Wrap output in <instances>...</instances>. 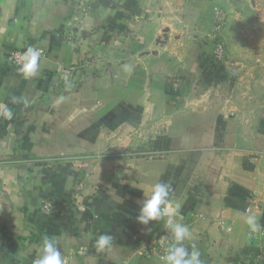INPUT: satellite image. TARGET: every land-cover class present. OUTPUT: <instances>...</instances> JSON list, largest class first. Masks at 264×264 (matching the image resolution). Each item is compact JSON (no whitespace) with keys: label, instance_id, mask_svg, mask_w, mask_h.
I'll list each match as a JSON object with an SVG mask.
<instances>
[{"label":"crops","instance_id":"0c3cea01","mask_svg":"<svg viewBox=\"0 0 264 264\" xmlns=\"http://www.w3.org/2000/svg\"><path fill=\"white\" fill-rule=\"evenodd\" d=\"M233 1L0 0V264H33L46 235L67 264H164L138 254L165 228L136 220L159 181L203 264H264L244 223L264 227V105L236 107L208 41ZM28 46L26 80L7 55Z\"/></svg>","mask_w":264,"mask_h":264},{"label":"rangeland","instance_id":"374dc122","mask_svg":"<svg viewBox=\"0 0 264 264\" xmlns=\"http://www.w3.org/2000/svg\"><path fill=\"white\" fill-rule=\"evenodd\" d=\"M214 16L209 43L214 61L232 64L233 100L250 110L264 105V0H234ZM222 48V56L215 50ZM214 81L223 93V70L216 69ZM229 85V84H228ZM157 236V235H156Z\"/></svg>","mask_w":264,"mask_h":264},{"label":"clouds","instance_id":"9594fccd","mask_svg":"<svg viewBox=\"0 0 264 264\" xmlns=\"http://www.w3.org/2000/svg\"><path fill=\"white\" fill-rule=\"evenodd\" d=\"M42 49L28 46L24 51L17 54L15 63L17 71L24 79L35 77L40 68ZM16 98L13 97L15 102ZM0 116L11 120L13 112L7 105H0ZM172 185L169 182L159 181L152 185L150 193H144L142 202L138 208L136 220L141 225H147L149 221L165 220V227L171 233L172 242L166 247L165 254L161 257L164 264H203L200 251L193 243L191 251L185 245L186 240L192 239L189 227L180 222L181 204L170 199ZM244 223L250 232H258L261 225L256 214H245ZM113 236L107 233L100 234L94 241L97 251L110 248ZM83 251V249H82ZM33 264H67L59 247V241L50 236H44L39 248L38 258Z\"/></svg>","mask_w":264,"mask_h":264},{"label":"built area","instance_id":"2783aa9c","mask_svg":"<svg viewBox=\"0 0 264 264\" xmlns=\"http://www.w3.org/2000/svg\"><path fill=\"white\" fill-rule=\"evenodd\" d=\"M37 48H39V47H37ZM22 51L23 50L13 49L7 55L8 61L16 68H17V65L15 63V60L17 58V54L22 52ZM215 53L217 56H222V54H223L222 48H220V46L217 47L215 50ZM44 56H45V52L42 49L41 58H43ZM42 206H43L44 210L50 211L52 208V203L49 201L43 200ZM180 222L183 223L181 218H180ZM247 236L252 237L253 239H259V238L264 239V227L261 226L260 230L258 232H255V233L250 232V229L247 227ZM171 242H172L171 233L165 227L160 234H158L156 237H154L152 240H150L144 248L140 249L138 251V254L141 256L147 257V258L156 257L158 259H161V257L165 254L166 247Z\"/></svg>","mask_w":264,"mask_h":264}]
</instances>
